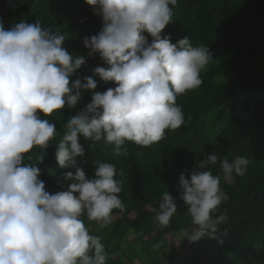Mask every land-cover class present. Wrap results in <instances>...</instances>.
<instances>
[{"label": "clouds", "instance_id": "9594fccd", "mask_svg": "<svg viewBox=\"0 0 264 264\" xmlns=\"http://www.w3.org/2000/svg\"><path fill=\"white\" fill-rule=\"evenodd\" d=\"M85 2L93 6L103 26L97 34L83 37V45L89 57L98 54L109 65L96 66L92 72L115 84L103 92L92 91L97 82L91 76L83 83L80 79L70 83L86 58L73 56L58 30L24 20L5 29L0 21V264H106L101 237L90 234L81 217L86 214L103 228L111 222L114 209L125 210L119 196L124 173L114 163L97 160L93 177H87L76 166V157L85 155L88 141L113 145L117 156L126 142H133L140 161L172 168L178 196L162 193L155 221L169 226L177 213L176 200H182L193 225L187 238L223 244L228 233L219 225L228 220V195L220 182L243 177L251 161L244 154L220 159L215 148L200 157L190 130L175 149L160 147L169 132L186 125L177 97L201 86V72L213 59L212 52L205 45L194 47L188 36L173 43L163 34L173 19L170 5L176 6L178 0ZM81 90L91 92V100L68 118L64 128L62 123L56 130L54 123L41 118V113L48 117L65 106L74 107ZM55 138H59L57 164L75 171L63 173L65 180H71L66 190L50 193L39 178L42 170L24 159L38 147L41 151L35 159L43 163L44 150ZM253 152L263 154V149ZM123 154L127 155L126 149ZM191 159H202L198 167L204 170H187ZM218 160L212 173L209 164ZM250 197L249 187L239 188L231 205L236 198L243 209ZM219 208L224 210L216 215Z\"/></svg>", "mask_w": 264, "mask_h": 264}, {"label": "trees", "instance_id": "16d2710c", "mask_svg": "<svg viewBox=\"0 0 264 264\" xmlns=\"http://www.w3.org/2000/svg\"><path fill=\"white\" fill-rule=\"evenodd\" d=\"M92 7L85 0H0V21L5 29L24 20L39 21L43 27L58 30L65 35L63 46L73 56L86 58V64L73 74L70 83L74 79L83 83L84 77L91 76L97 82L92 91L103 92L115 84L101 80L92 68L109 65L98 54L89 57L83 45V37L97 34L103 26ZM170 7L173 19L163 34L169 35L173 43L188 36L194 47L207 46L213 59L201 72V86L177 97L186 125L169 132L160 147L173 150L185 141L182 136L189 137L194 131L190 137L196 140L200 157L215 148L220 159L225 156L232 160L242 154L249 158L251 163L243 177L235 175L232 182H220L228 195V220L219 228L226 229L228 235L222 237L223 244L207 238L191 242L187 238L193 226L188 222L191 217L179 199L169 226H160L155 216L162 193L168 191L177 197L178 179L172 181L170 167L140 161L133 142H126L117 156L113 145L87 140L85 155L76 157V166L89 178L94 175L97 160L114 163L122 170L124 183L119 196L125 210L114 209L111 222L103 228L89 221L86 214L81 219L90 234L101 237L108 254L106 264H264V0H178ZM90 100L91 92L81 90V99L74 107L65 106L48 117L40 115L54 123L56 130L62 123L64 128L68 118ZM58 141L55 138L49 142L43 163L35 159L41 151L38 147L24 159V163H35L42 170L39 178L50 193L66 190L71 180H65L63 173L75 171V167L61 168L57 164ZM258 147L263 154L253 152ZM201 160L187 161L186 169L203 171L198 167ZM218 167L219 160L216 165L209 164L212 173ZM244 187L251 189L249 202L240 209L235 198L232 206L237 190ZM223 210L219 208L216 215Z\"/></svg>", "mask_w": 264, "mask_h": 264}, {"label": "rangeland", "instance_id": "374dc122", "mask_svg": "<svg viewBox=\"0 0 264 264\" xmlns=\"http://www.w3.org/2000/svg\"><path fill=\"white\" fill-rule=\"evenodd\" d=\"M202 72H204V70Z\"/></svg>", "mask_w": 264, "mask_h": 264}]
</instances>
